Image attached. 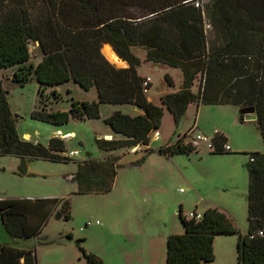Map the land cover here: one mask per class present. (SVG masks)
<instances>
[{
    "label": "trees",
    "instance_id": "obj_1",
    "mask_svg": "<svg viewBox=\"0 0 264 264\" xmlns=\"http://www.w3.org/2000/svg\"><path fill=\"white\" fill-rule=\"evenodd\" d=\"M40 1V11L33 14L28 0H0V71L13 69L11 82L21 87L34 79L38 83L40 100L31 119L60 128L72 120H99L102 105L132 106L140 112L131 116L117 111L104 120L119 138L97 140L105 157L78 164L72 181L79 186V193H110L122 167L121 156L134 149L141 148L144 155L129 167L143 165L154 153L149 146L166 110L177 125L192 104L253 107L264 145V0H215L208 17L220 29L223 44L212 47L208 46L199 0ZM32 43H38L42 54L36 65L31 62ZM137 47L146 51L147 63L182 72L181 87L161 97V106L149 101L144 92L145 77L138 73L141 62L132 52ZM103 48H109L128 67L112 65ZM166 81L174 86L171 78L166 76ZM68 82L85 91L95 89L97 100H72L68 111L53 109L51 104L62 99L57 87ZM8 96L0 76V155H14L23 166L29 160L70 161L64 156L63 139L53 137L45 146L20 136L19 117ZM239 121L245 122L240 113ZM187 138L191 133L157 152L167 158L189 155L196 149L185 142ZM227 142L224 135L216 133L210 155L229 154L231 151L224 150ZM248 156V234L242 235L219 208H208L201 219L187 218L180 210L184 233L168 236L166 264L213 262L218 235H238V264H264V152ZM69 210V202L57 198L0 200L2 225L20 242L39 238L52 214L71 219ZM80 249L88 264H103ZM0 264H37L36 253L0 243Z\"/></svg>",
    "mask_w": 264,
    "mask_h": 264
},
{
    "label": "rangeland",
    "instance_id": "obj_2",
    "mask_svg": "<svg viewBox=\"0 0 264 264\" xmlns=\"http://www.w3.org/2000/svg\"><path fill=\"white\" fill-rule=\"evenodd\" d=\"M39 1L28 0V8L33 14L40 11L38 7L42 3ZM199 1V9L205 13L208 46L223 44L218 35L220 29L208 17L215 0ZM30 52L31 62L36 65L42 58L38 43L31 44ZM132 52L141 62V74L151 78L147 96L155 105L161 106V97L181 87L182 72L147 63L143 48H133ZM109 62L118 69L123 67ZM12 73L13 69H7L0 71V76L9 91V105L19 117L17 128L20 136L46 146L57 130L73 132L71 139L65 141L67 152L64 156L68 157L70 151L79 152L68 162L29 160L24 166L14 155H0V200L57 198L69 202L71 219H59L52 214L39 238L19 242L21 248L35 249L37 264H88L80 248L100 258L103 264H166L167 237L184 233L180 210L183 215H188L197 209V212H205L211 207L219 208L231 218L242 235L248 234V154L263 153L264 145L257 120L241 123L238 107L192 104L177 125L166 110L158 131L160 137H153L150 144L154 153L143 165L129 167L144 155L141 150L138 154L121 156L122 167L118 169L110 193L81 194L79 186L70 178L77 173L79 163L105 156L97 146V138L110 129L103 118L108 116L106 111L114 108L102 106L103 118L98 121L72 120L60 128L34 121L31 112L40 100L38 83L34 79L24 87L13 84ZM166 76L172 79L173 87L168 85ZM57 90L62 99L51 106L65 111L71 107L72 100H91L95 91H85L74 82L60 85ZM193 91L197 93V86ZM121 109L129 114L128 110L134 108L125 106ZM215 130L227 137L232 150L229 154L210 155L206 143H201L189 155H176L170 160L157 152L160 146L168 142L174 144L193 131L211 141ZM27 134L30 136L25 138ZM190 140L187 138L185 142ZM87 223L91 225L86 227ZM0 240H11L1 217ZM237 240L238 235L216 236L215 260L202 264H238Z\"/></svg>",
    "mask_w": 264,
    "mask_h": 264
},
{
    "label": "crops",
    "instance_id": "obj_3",
    "mask_svg": "<svg viewBox=\"0 0 264 264\" xmlns=\"http://www.w3.org/2000/svg\"><path fill=\"white\" fill-rule=\"evenodd\" d=\"M105 56V55H104ZM106 57V56H105ZM120 59V58H119ZM121 60V59H120ZM122 61V60H121ZM123 63H124V65H123V67L121 68V69H123V68H127L128 67V64L126 63V62H124V61H122ZM112 64V63H111ZM149 64H151V65H153V63H149ZM113 65V64H112ZM138 73H139V75L141 76V77H145L143 74H141V72L139 71V69H138ZM179 90V89H178ZM178 90H176V91H178ZM90 91H92V90H90ZM175 91V92H176ZM172 93H174V92H172ZM91 94V93H90ZM92 97H91V100H80V101H95V100H97V94H96V91H94V92H92V95H91ZM148 97V96H147ZM148 100H150L151 101V99L148 97ZM102 106H111V107H113L114 109H112V110H109V111H106L107 112V115L108 116H106L105 118H103V116H101L100 117V119L101 118H103V119H107L109 116H111L114 112H117V111H120V112H122V109L121 108H123V107H125V106H112V105H102ZM101 106V107H102ZM129 107H132V106H129ZM132 108H134L133 110H128V113H129V115H131V116H136V115H138V114H140V112H139V110H137L135 107H132ZM122 113H124V114H127V112L125 113V112H122ZM131 113V114H130ZM99 119V120H100ZM93 121H98V120H93ZM58 132H61L62 134H71V137L73 136V132H63V131H61V130H57L53 135H52V137L51 138H53V137H57V133ZM216 133H220V134H222V135H224L225 136V134L224 133H222V132H220V131H217V130H215V134ZM30 135L29 134H27V135H25L24 137L25 138H27V137H29ZM71 137L70 138H68V139H64V141H66V140H69V139H71ZM160 137V136H159ZM159 137L157 138V139H159ZM226 137V136H225ZM50 138V139H51ZM58 138V137H57ZM113 138H119L117 135H115L113 132H112V130L111 129H107L103 134H99L98 135V138H97V140H101V139H105V140H111V139H113ZM227 138V137H226ZM228 143V142H227ZM169 144H172V143H166V144H164L163 146H166V145H169ZM150 147V146H149ZM160 147H162V146H160ZM67 148V147H66ZM136 150H141V148H139V149H134V150H132L130 153H134V154H136L135 153V151ZM232 151V150H231ZM138 152V151H137ZM141 152H142V150H141ZM139 153V152H138ZM137 153V154H138ZM117 155V154H116ZM107 156V155H106ZM105 156H103L102 158H104ZM164 158L165 159H171V158H173V157H171V158H167V157H165L164 156ZM198 208V207H197ZM198 210V209H197ZM197 210L196 211H193L192 213H196V214H200V215H203V213H204V211L203 212H197ZM184 216H187V215H184ZM171 235V234H170ZM9 236V235H8ZM10 237V236H9ZM168 238V237H167ZM10 239L11 240H7V242H2L1 240H0V243L1 244H3V245H5V246H7V247H10V248H17V249H22V250H34L35 251V249L34 248H30V247H28V248H21V246H20V244H19V242L20 241H16V240H13L11 237H10ZM28 241H31V240H28Z\"/></svg>",
    "mask_w": 264,
    "mask_h": 264
},
{
    "label": "built area",
    "instance_id": "obj_4",
    "mask_svg": "<svg viewBox=\"0 0 264 264\" xmlns=\"http://www.w3.org/2000/svg\"><path fill=\"white\" fill-rule=\"evenodd\" d=\"M196 6H198V4H196ZM151 85V78L150 77H145L144 81H143V88H144V92H148V87ZM160 135H159V132L155 133L154 134V138H158ZM57 137L60 138V139H68L71 137V134H62L61 132H58L57 133ZM190 143L193 147H195V149L199 148L200 147V144L201 143H206L208 144V147H209V150H213V145H212V140L210 141L208 139V137H206L205 135H202L200 133H197V134H194V131L191 133V140H190ZM224 150L225 151H231V148L229 145H226L224 146ZM68 157H75V156H78L79 155V152L78 151H70L68 152ZM187 218H197V219H201L202 218V215L200 214H196V213H190L186 216ZM91 225V223H87L86 224V227Z\"/></svg>",
    "mask_w": 264,
    "mask_h": 264
},
{
    "label": "water",
    "instance_id": "obj_5",
    "mask_svg": "<svg viewBox=\"0 0 264 264\" xmlns=\"http://www.w3.org/2000/svg\"><path fill=\"white\" fill-rule=\"evenodd\" d=\"M239 113L244 116V121H255L257 120V115L253 107H246L240 109ZM74 176L70 178L73 180Z\"/></svg>",
    "mask_w": 264,
    "mask_h": 264
},
{
    "label": "bare ground",
    "instance_id": "obj_6",
    "mask_svg": "<svg viewBox=\"0 0 264 264\" xmlns=\"http://www.w3.org/2000/svg\"><path fill=\"white\" fill-rule=\"evenodd\" d=\"M104 54L109 61L118 65H124V63L118 57H116L109 48L104 49Z\"/></svg>",
    "mask_w": 264,
    "mask_h": 264
}]
</instances>
